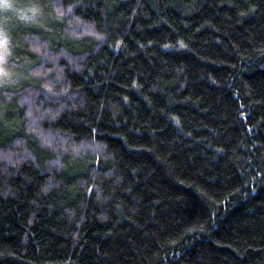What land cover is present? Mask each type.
Masks as SVG:
<instances>
[{
	"label": "trees",
	"instance_id": "obj_1",
	"mask_svg": "<svg viewBox=\"0 0 264 264\" xmlns=\"http://www.w3.org/2000/svg\"><path fill=\"white\" fill-rule=\"evenodd\" d=\"M9 2L0 264H264V0Z\"/></svg>",
	"mask_w": 264,
	"mask_h": 264
},
{
	"label": "rangeland",
	"instance_id": "obj_2",
	"mask_svg": "<svg viewBox=\"0 0 264 264\" xmlns=\"http://www.w3.org/2000/svg\"><path fill=\"white\" fill-rule=\"evenodd\" d=\"M5 5H7V7ZM11 8L12 5L10 4L9 0H0L1 20L9 21L8 16L10 14ZM7 53H8V40L6 38V35L2 31H0V89L5 88V86L7 85H11L10 82L14 78V76L9 72L10 70L6 66ZM28 96L29 97H27L25 103H30V101L33 100L31 95ZM30 109L33 113H37L39 110L35 106H30Z\"/></svg>",
	"mask_w": 264,
	"mask_h": 264
},
{
	"label": "snow or ice",
	"instance_id": "obj_3",
	"mask_svg": "<svg viewBox=\"0 0 264 264\" xmlns=\"http://www.w3.org/2000/svg\"><path fill=\"white\" fill-rule=\"evenodd\" d=\"M7 7V5H5Z\"/></svg>",
	"mask_w": 264,
	"mask_h": 264
}]
</instances>
